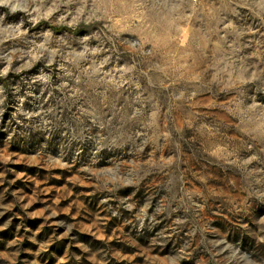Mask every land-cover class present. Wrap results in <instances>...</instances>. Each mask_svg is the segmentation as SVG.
Masks as SVG:
<instances>
[{
	"label": "rangeland",
	"instance_id": "374dc122",
	"mask_svg": "<svg viewBox=\"0 0 264 264\" xmlns=\"http://www.w3.org/2000/svg\"><path fill=\"white\" fill-rule=\"evenodd\" d=\"M245 3L0 8V264H264V21Z\"/></svg>",
	"mask_w": 264,
	"mask_h": 264
},
{
	"label": "clouds",
	"instance_id": "9594fccd",
	"mask_svg": "<svg viewBox=\"0 0 264 264\" xmlns=\"http://www.w3.org/2000/svg\"><path fill=\"white\" fill-rule=\"evenodd\" d=\"M61 0H52V7L48 9L47 12L44 13V18H47L48 16H50L52 14V12L54 10H57V6L58 3H60ZM62 2L64 3H73L74 0H62ZM82 2L86 3V0H82ZM45 3V0H0V8H7L9 9V11L12 14H15L17 11H21V12H25L28 13L29 11V6L31 5H35V7L32 8V12L39 14L41 8L43 7ZM252 3V0H246L245 6H248ZM257 7H259L260 11L257 12L256 14L258 16H260L261 20L264 21V0H261V3L257 5ZM82 11V9L80 10ZM31 15V14H30ZM0 19H2V17H0ZM23 27V21L20 22L19 25L16 26V34L17 35H23V33L20 32V28ZM6 29L4 28H0V36H3L5 33ZM4 41L3 39H0V44H2ZM41 48H43V45H40ZM95 51V50H93ZM0 59L2 60H6L7 62V66H5L2 70H0V75H7L11 64H12V56H6V57H2L0 56ZM29 67L28 64H25L22 68L17 69V71H22L23 68H27ZM231 79V77H229ZM259 79V75L257 73H253V75L249 78V80L247 81H242L243 83H249V82H254L256 80ZM0 103H3V101H0ZM256 107H258L257 105L253 104L252 108L255 109ZM112 146H116V141L112 140L109 142ZM99 150V148H98ZM258 157L253 155L251 157H249L246 161H244V164L247 165L249 163H251L254 160H257ZM111 171V170H109ZM132 173H129V176H131ZM126 183L127 184H132L133 180L131 179H126ZM129 208L132 207V205H128ZM148 205L145 206V209H142V211H146ZM179 223V221H177ZM262 223H264V221H262ZM141 227H143V220L141 221ZM258 243H262L264 244V236H258L257 237ZM182 258V257H181ZM173 264H175V260L173 261Z\"/></svg>",
	"mask_w": 264,
	"mask_h": 264
},
{
	"label": "trees",
	"instance_id": "16d2710c",
	"mask_svg": "<svg viewBox=\"0 0 264 264\" xmlns=\"http://www.w3.org/2000/svg\"><path fill=\"white\" fill-rule=\"evenodd\" d=\"M54 32H61V31H65V32H69V33H77L80 31V29H76V30H72V29H69V28H53L52 29Z\"/></svg>",
	"mask_w": 264,
	"mask_h": 264
}]
</instances>
